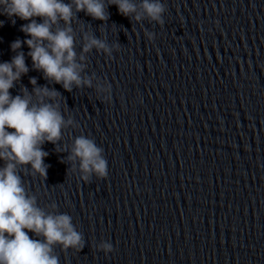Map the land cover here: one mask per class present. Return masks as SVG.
<instances>
[{"label":"water","instance_id":"obj_1","mask_svg":"<svg viewBox=\"0 0 264 264\" xmlns=\"http://www.w3.org/2000/svg\"><path fill=\"white\" fill-rule=\"evenodd\" d=\"M103 2V21L73 4L68 24L52 26L72 29L90 81L70 91L32 67L26 21L0 15V62L22 52L28 67L10 94L54 89L72 121L40 145L46 176L16 165L36 206L68 214L81 234L79 249L52 246L58 264H264V0H162V23L140 0V19ZM93 36L110 51H82ZM106 82L110 102L98 89ZM79 135L101 147L105 177L81 179L69 159ZM101 240L111 252L96 247Z\"/></svg>","mask_w":264,"mask_h":264},{"label":"clouds","instance_id":"obj_2","mask_svg":"<svg viewBox=\"0 0 264 264\" xmlns=\"http://www.w3.org/2000/svg\"><path fill=\"white\" fill-rule=\"evenodd\" d=\"M111 2L122 15L127 16L132 12L136 13L135 19H140L132 0ZM73 4L77 11L83 10L101 21L105 19L103 0H72L71 3L64 0H0V15L13 18V22L14 18L26 21L19 27L26 34L23 43L29 48L32 67L42 70L45 78L69 91L73 84H90L89 80L82 81L80 76L82 65L75 59L74 41L70 34L72 29L52 30L57 20L68 24ZM140 8L151 20L162 23V0H140ZM37 17L41 19L37 21ZM146 35L149 40L154 38L153 33ZM87 40L82 46L84 52L92 47L110 51L104 40L95 36L87 37ZM20 45L21 40L15 39L10 47L18 49ZM27 71L22 52L8 61L0 62V159L5 161L0 167V264H58L52 246L60 244L62 249H79L82 247L81 234L71 223L68 214H46L36 206L35 197L25 192L16 165L28 164L33 172L46 176L49 165L42 158L48 153L40 145L45 141L55 143L61 136L62 126L72 121H65L59 111L54 101L57 96L54 89L34 87L32 94L37 97L35 103L26 89L22 95L10 94L13 82ZM29 82L36 84L35 78H30ZM98 89L104 94L102 98L110 102V85L101 83ZM44 97L53 102H45ZM101 153V147L88 136L79 135L73 139L69 159H78L81 179L87 181L89 174L97 178L107 175V163ZM29 232L43 239L30 238ZM96 247L106 254L113 249L112 243L104 240Z\"/></svg>","mask_w":264,"mask_h":264}]
</instances>
